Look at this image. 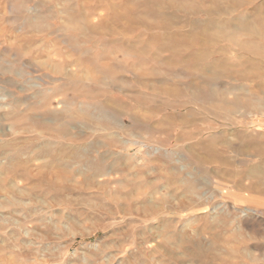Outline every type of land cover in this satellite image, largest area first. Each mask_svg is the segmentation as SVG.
<instances>
[{"label":"rangeland","instance_id":"obj_1","mask_svg":"<svg viewBox=\"0 0 264 264\" xmlns=\"http://www.w3.org/2000/svg\"><path fill=\"white\" fill-rule=\"evenodd\" d=\"M0 264H264V0H0Z\"/></svg>","mask_w":264,"mask_h":264},{"label":"bare ground","instance_id":"obj_2","mask_svg":"<svg viewBox=\"0 0 264 264\" xmlns=\"http://www.w3.org/2000/svg\"><path fill=\"white\" fill-rule=\"evenodd\" d=\"M246 29H247V28H246ZM252 31H253V30H252ZM252 31H251V32H252ZM255 31H256V30H255ZM256 33H257V32H256ZM248 34H249V32H248ZM257 34H258V33H257ZM249 35H250V34H249ZM261 35H262V34H261ZM251 36H253V35H251ZM255 37H256V36H255ZM259 37H260V36H259ZM257 41H258V40H257ZM257 50H258V49H257ZM259 53H260V52H259ZM256 54H257V53H256ZM262 79H263V78H262Z\"/></svg>","mask_w":264,"mask_h":264}]
</instances>
